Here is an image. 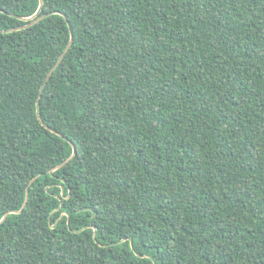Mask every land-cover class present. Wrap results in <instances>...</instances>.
Here are the masks:
<instances>
[{"label":"trees","instance_id":"16d2710c","mask_svg":"<svg viewBox=\"0 0 264 264\" xmlns=\"http://www.w3.org/2000/svg\"><path fill=\"white\" fill-rule=\"evenodd\" d=\"M38 7L0 0V264H264V0Z\"/></svg>","mask_w":264,"mask_h":264},{"label":"water","instance_id":"95a60500","mask_svg":"<svg viewBox=\"0 0 264 264\" xmlns=\"http://www.w3.org/2000/svg\"><path fill=\"white\" fill-rule=\"evenodd\" d=\"M42 6H43V0H39V7H38V10L37 12L30 18H27V19H23L24 21H28L29 23L23 27V28H26V27H30L32 25H34L35 23L39 22L40 20L46 18L48 15L50 14H46V15H43V16H40L38 17V14L39 12L41 11L42 9ZM22 19V18H21ZM71 41H69V43L67 44V46L65 47L64 51L62 52V54L60 55L59 59L57 60V62L55 63V65L53 66V68L49 71V73L47 74L46 78H45V81L44 83L42 84L40 90H39V94H38V97H37V100H36V112H37V116H38V110H39V100H40V95L43 91V88L46 84V82L49 80V78L51 77L53 71L56 69V67L58 66V64L60 63L61 59L65 56L66 52L68 51L70 45H71ZM44 125V124H43ZM45 126V125H44ZM46 128H48L47 126H45ZM49 129V128H48ZM75 156V150L73 148V152H72V155L65 161L63 162L62 164L56 166L54 169H52L51 171H49L50 174H52V172L54 170H57L59 168H61L62 166H64L66 163H68L71 159H73V157ZM27 198H28V195L26 193V197H25V201H24V204H23V207L26 205V202H27ZM20 212V211H19ZM19 212H16V213H19ZM9 213H6L3 218L1 219L0 223L5 219V217L8 215Z\"/></svg>","mask_w":264,"mask_h":264}]
</instances>
